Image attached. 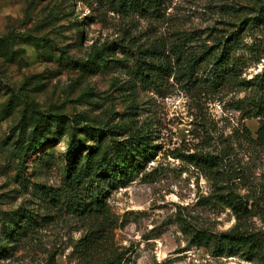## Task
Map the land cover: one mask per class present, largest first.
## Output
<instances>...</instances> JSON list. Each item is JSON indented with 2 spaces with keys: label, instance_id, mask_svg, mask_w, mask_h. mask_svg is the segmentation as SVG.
I'll list each match as a JSON object with an SVG mask.
<instances>
[{
  "label": "rangeland",
  "instance_id": "obj_1",
  "mask_svg": "<svg viewBox=\"0 0 264 264\" xmlns=\"http://www.w3.org/2000/svg\"><path fill=\"white\" fill-rule=\"evenodd\" d=\"M218 42L233 79L186 66ZM260 78L264 0H0V264H264L190 239L264 229ZM71 137L81 158L113 140L150 147L95 219L48 203Z\"/></svg>",
  "mask_w": 264,
  "mask_h": 264
},
{
  "label": "trees",
  "instance_id": "obj_2",
  "mask_svg": "<svg viewBox=\"0 0 264 264\" xmlns=\"http://www.w3.org/2000/svg\"><path fill=\"white\" fill-rule=\"evenodd\" d=\"M129 8L144 10L157 5L161 0H118ZM221 44L217 51L203 50L199 55L189 58L186 62L187 67H193L197 63L207 61L211 64L214 76L218 80H229L235 77V67L232 64L228 66L227 55H224V49L229 45ZM176 59L182 57L181 50L174 49ZM186 56L183 57V60ZM162 71L166 67H161ZM259 89L263 90L264 78H260L256 83ZM262 94L264 93L261 92ZM257 108L259 112L264 113V95L258 98ZM258 133L264 136V124L260 126ZM67 145V152L64 165V174L62 176L61 190H51L48 194V203L57 205L59 209L66 212L95 219L98 216L106 214L105 199L108 196L114 184H126L133 180V177L140 171L142 159L149 153L146 141L138 138L136 142L111 141L103 150L97 147L89 150V153L83 158L77 156V152L85 145V141H73ZM37 220L26 215V226L36 223ZM25 225L17 224L10 231L13 236L15 232H25ZM191 240L195 243L211 245V252L216 256H232L241 252L247 257L256 256L261 262H264V229L256 231H235L226 230L219 233H212L206 230H197L192 233ZM86 240V239H83ZM4 249L0 245V254ZM97 264H128V257L125 252L111 253L102 258Z\"/></svg>",
  "mask_w": 264,
  "mask_h": 264
}]
</instances>
